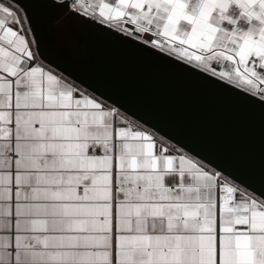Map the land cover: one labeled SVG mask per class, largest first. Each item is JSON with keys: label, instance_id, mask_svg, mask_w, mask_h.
<instances>
[{"label": "snow or ice", "instance_id": "1", "mask_svg": "<svg viewBox=\"0 0 264 264\" xmlns=\"http://www.w3.org/2000/svg\"><path fill=\"white\" fill-rule=\"evenodd\" d=\"M94 40L264 121V0H0V264H264V157L242 178L78 75Z\"/></svg>", "mask_w": 264, "mask_h": 264}, {"label": "water", "instance_id": "2", "mask_svg": "<svg viewBox=\"0 0 264 264\" xmlns=\"http://www.w3.org/2000/svg\"><path fill=\"white\" fill-rule=\"evenodd\" d=\"M72 70L242 178L258 173L264 157V121L258 114L232 105L222 95L169 68L99 40L89 44Z\"/></svg>", "mask_w": 264, "mask_h": 264}]
</instances>
